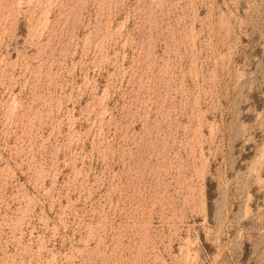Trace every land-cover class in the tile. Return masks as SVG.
<instances>
[{
	"label": "rangeland",
	"instance_id": "374dc122",
	"mask_svg": "<svg viewBox=\"0 0 264 264\" xmlns=\"http://www.w3.org/2000/svg\"><path fill=\"white\" fill-rule=\"evenodd\" d=\"M0 264H264V0H0Z\"/></svg>",
	"mask_w": 264,
	"mask_h": 264
}]
</instances>
